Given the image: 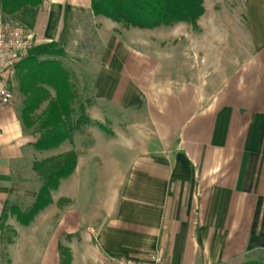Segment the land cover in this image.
<instances>
[{"label": "crops", "instance_id": "1", "mask_svg": "<svg viewBox=\"0 0 264 264\" xmlns=\"http://www.w3.org/2000/svg\"><path fill=\"white\" fill-rule=\"evenodd\" d=\"M204 5L179 58L182 33L163 29L187 23L120 32L91 0H42L29 57L84 58L93 99L72 140L38 150L17 66L0 104V264H62V248L70 264L264 263V0L242 1L232 34L217 17L205 29ZM72 150L74 172L20 223L12 207L35 201L34 163Z\"/></svg>", "mask_w": 264, "mask_h": 264}, {"label": "trees", "instance_id": "2", "mask_svg": "<svg viewBox=\"0 0 264 264\" xmlns=\"http://www.w3.org/2000/svg\"><path fill=\"white\" fill-rule=\"evenodd\" d=\"M91 2L95 15L110 18L126 28L155 29L176 23H187L196 27L205 13V0H91ZM41 3L42 0H0V8L32 28ZM23 62H26V67H22L18 74L20 88L26 95L22 119L27 128H34V132L39 134L35 147L38 150H46L64 140H72L78 126L89 122V119L84 115L76 122L71 119L75 95L71 91L69 72L55 59L38 60L36 57H27L19 64ZM23 71H27V75H23ZM39 83L52 86L56 96L50 100L44 111L35 117V111L50 96L46 87L35 86ZM77 158V152L72 150L64 155L34 163L33 170L41 177L43 184L28 209L12 207L20 223L29 224L50 204L51 191L58 188L61 179L74 172ZM62 256V264H70V250L62 248Z\"/></svg>", "mask_w": 264, "mask_h": 264}, {"label": "rangeland", "instance_id": "3", "mask_svg": "<svg viewBox=\"0 0 264 264\" xmlns=\"http://www.w3.org/2000/svg\"><path fill=\"white\" fill-rule=\"evenodd\" d=\"M242 1L243 0H206V7L208 8V12H207V19L205 22V24H206L205 29L207 31H212V29L214 27L213 21H215L214 17H217L218 22H219L217 27H220V28L222 27L223 31L226 32V34H228V32L232 34L235 30L234 28L235 27L238 28V27H240V24H242V22L240 23V18H239L240 6L242 4ZM119 27H120V32L125 31L126 27L124 25L120 24ZM177 27H178L177 29H175L174 27H173V29H170V27H167V28H164L163 30L165 32H167L168 34H170L169 32H174L176 30H179L180 33H182V37L185 40H184V42L179 41V44L180 43L181 44L179 46H177L178 47L177 52L179 54V58H181L180 53L187 51L189 48V38H188L189 36H187V35L192 31L193 28L190 24H180ZM232 27H234V28H232ZM159 30H160L159 28L155 29L154 31H152V34L158 33ZM153 41H156L157 44L156 43L152 44V46L158 47V40L154 39ZM231 41L233 43V39ZM168 42H169L168 47L172 48L170 53L171 54L175 53V55H176L177 52H175L173 50V49H175L174 48L175 42L173 40H169ZM211 42H212V40H211ZM204 44H206V41ZM214 44H215L216 48H218L220 46L217 43V41ZM201 56H203V58H204V52L201 53ZM75 58L77 59V57H75ZM78 61H81V63H79ZM64 64L65 65H63V66L67 67V69L70 70V71H68L65 68V70H67L70 74L71 91L75 95V98H74L73 104H72L74 111L72 112L71 119L76 122L77 119L80 118L81 115L85 113L86 107H89L88 105L93 99V90L90 87V85H87V84H89V82L93 81L95 73L92 70L93 64H90V63L86 64L84 62V58H81V59L78 58L77 61H73L72 58H70V61L69 62L64 61ZM80 64H83V65L80 66ZM204 64H206V63H204ZM19 67H20V69H22V67H26V62H24ZM89 71H91V72H89ZM205 72H207V71H205ZM22 74L27 75V71L26 72L23 71ZM18 78H19V75H18ZM29 82H31V80H29ZM84 84L87 86L84 87L83 86ZM41 85L46 87L49 90L50 96H49V98L45 99L41 103V105L38 107V109L35 111V113H34L35 117L39 116L44 111V109L46 108V106L48 105L50 100L56 96L55 89L52 86H49L47 83H39V85L35 84V86H41ZM33 87H34V85H33ZM24 95H25V93H24ZM28 129L34 130V128H28ZM42 161H44V160H42ZM37 162H41V161H37ZM34 176L36 177L34 179V182H33L34 184L29 185V187L31 186L32 190H34L36 188L39 190L43 184L42 179L37 173ZM33 202H34V199H32L28 196L22 200L20 205H21L22 209L25 210V209H28L33 204Z\"/></svg>", "mask_w": 264, "mask_h": 264}, {"label": "built area", "instance_id": "4", "mask_svg": "<svg viewBox=\"0 0 264 264\" xmlns=\"http://www.w3.org/2000/svg\"><path fill=\"white\" fill-rule=\"evenodd\" d=\"M36 45L33 29L14 15L0 8V104L9 105L14 100L12 81L17 66L29 57ZM111 264H163L161 255L147 258H112Z\"/></svg>", "mask_w": 264, "mask_h": 264}]
</instances>
